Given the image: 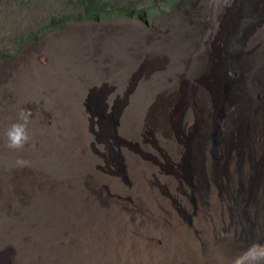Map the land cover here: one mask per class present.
<instances>
[{
  "label": "rangeland",
  "instance_id": "374dc122",
  "mask_svg": "<svg viewBox=\"0 0 264 264\" xmlns=\"http://www.w3.org/2000/svg\"><path fill=\"white\" fill-rule=\"evenodd\" d=\"M93 1L94 20L85 19L80 0H44L42 26L1 48L0 59L9 63L18 50L25 64L0 96V264H66L91 228L108 231L102 217L144 226L132 165L146 166L160 183L179 174L195 190L205 185L195 181L199 170L207 192L231 189L235 218L250 217L255 184L245 174V150L264 148V86L250 83L256 67L264 70V0ZM236 7L240 25L232 28ZM53 22L67 23L48 30ZM209 54L222 87L213 100L194 72ZM237 88L261 108L250 122L231 96ZM22 109L30 110L27 121ZM14 123L28 136L16 148L7 136ZM184 147L180 160L176 150ZM213 158L216 182L207 171Z\"/></svg>",
  "mask_w": 264,
  "mask_h": 264
},
{
  "label": "bare ground",
  "instance_id": "6f19581e",
  "mask_svg": "<svg viewBox=\"0 0 264 264\" xmlns=\"http://www.w3.org/2000/svg\"><path fill=\"white\" fill-rule=\"evenodd\" d=\"M252 2L257 3V0ZM235 9L231 14L234 19L230 17L234 22L230 20L229 22L233 24L232 28L236 26L239 28L240 21L235 17L238 16L235 15L237 7ZM224 40H221L222 44L226 43ZM230 46L232 50L233 45ZM213 54H209L208 59L201 61L194 68L195 77L197 76L199 82L207 88L212 100L219 97L218 93L222 91L221 81L219 82L211 69L215 56ZM244 67L247 69L250 66L248 67L246 63ZM252 72L254 75H250L252 76L250 83L259 87L262 83L263 87L264 70L256 67ZM252 72L250 74H253ZM183 94L191 97L192 91L185 88ZM248 95L241 88L233 90L231 94L232 98H237L238 103L241 104L240 114L247 121L250 120L253 112L261 110L258 104L256 106L252 102L251 97H247ZM207 146L206 152L212 156L214 154L212 147H209V144ZM259 147L255 151L248 147L245 150V174L248 180L255 184V193L252 195L253 190L248 200L250 215L248 220L241 221L233 216L235 202L234 199L231 200L229 194L231 189L225 192L227 196H224L217 186L208 189L207 192L206 178L199 170L195 175V181L201 183V186L205 184L206 187L204 185L200 190H195L187 182L183 183L184 180L179 174L168 176L167 179L162 178L163 182L160 183L150 174L146 166L132 165L130 172L134 177V183L131 185L137 200V202L135 200L137 208L142 213L144 226L136 225L130 218L124 220L125 218L118 217L112 220L102 217L103 226L108 228V231H101L99 226L91 228L81 237L78 247L73 249L75 258L70 259L66 264H226L228 258L250 243L254 241L264 243V230L259 231L255 237H248L241 232L245 226L264 227V148ZM187 149L184 147L176 150L180 160L187 154ZM223 149H225L224 153H227L228 148L223 147ZM192 155L196 162L201 159L198 151H192ZM233 163L234 178L230 181V185L232 195L235 197L238 171L237 168L234 170L236 162ZM207 167L210 180L216 182L220 175L214 158ZM117 185L121 189H126L119 181ZM164 186L168 187L169 191ZM194 194L196 205L192 200Z\"/></svg>",
  "mask_w": 264,
  "mask_h": 264
},
{
  "label": "crops",
  "instance_id": "0c3cea01",
  "mask_svg": "<svg viewBox=\"0 0 264 264\" xmlns=\"http://www.w3.org/2000/svg\"><path fill=\"white\" fill-rule=\"evenodd\" d=\"M45 7L47 3L44 0H0V51L2 47H9L13 41L27 37V29H36L38 21L42 26ZM25 45L27 44L23 43V47ZM17 51L6 58H11L9 63L0 59V96L5 88L10 89V75L19 73L14 69L25 64L19 59Z\"/></svg>",
  "mask_w": 264,
  "mask_h": 264
},
{
  "label": "clouds",
  "instance_id": "9594fccd",
  "mask_svg": "<svg viewBox=\"0 0 264 264\" xmlns=\"http://www.w3.org/2000/svg\"><path fill=\"white\" fill-rule=\"evenodd\" d=\"M30 115V110L26 112L21 110V116L27 121ZM9 146L16 148L23 144L28 139L25 132V125L20 123H14L11 125L7 132ZM27 161L22 159L17 160L18 165H25ZM226 264H264V243L254 241L250 243L246 248L231 256L226 261Z\"/></svg>",
  "mask_w": 264,
  "mask_h": 264
},
{
  "label": "trees",
  "instance_id": "16d2710c",
  "mask_svg": "<svg viewBox=\"0 0 264 264\" xmlns=\"http://www.w3.org/2000/svg\"><path fill=\"white\" fill-rule=\"evenodd\" d=\"M80 1H82L84 4H86L87 9H88V13H87L88 14V17H86L85 19H92V20L96 19L97 16H98V14L95 11H93L92 9L90 10V8H94L95 7L94 1L93 0H80ZM123 13H125V12H123ZM103 16L107 18V17H111L112 14H106V15H103ZM69 18L66 19V20L71 21L72 18L71 17H69ZM74 20L76 21L77 19L74 18L72 21H74ZM64 23H67V22H56V23L53 22L52 25H50L48 27V30H50L52 28H55V27L64 26Z\"/></svg>",
  "mask_w": 264,
  "mask_h": 264
}]
</instances>
